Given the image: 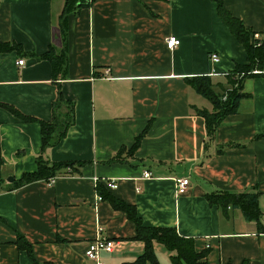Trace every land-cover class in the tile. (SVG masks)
Returning <instances> with one entry per match:
<instances>
[{
	"label": "crops",
	"instance_id": "crops-1",
	"mask_svg": "<svg viewBox=\"0 0 264 264\" xmlns=\"http://www.w3.org/2000/svg\"><path fill=\"white\" fill-rule=\"evenodd\" d=\"M63 1L0 0V40L22 49L0 53V103L38 119L50 118L56 90L48 61L37 57L52 45L63 49L55 27ZM220 1L264 36V0ZM87 3L66 17L59 85L62 97L73 102L74 122L65 136L41 153L38 125L0 106L1 187L33 172L39 155L51 162H84L50 185L43 179L0 190V264H94L83 253L98 226L115 243L98 254L103 264L135 260L143 243L134 238V225L107 199L98 200L97 187L133 205L143 226L174 228L191 238L194 251H206L207 264H264V68L242 80L235 112L208 140L196 111L212 112V105L184 78L212 71L208 77L218 92L229 87L225 73L246 63L215 3ZM169 35L179 39L173 49L165 45ZM210 52L218 62L209 63ZM143 130L137 149L129 152ZM115 155L119 160L111 161ZM144 170L150 176L142 178ZM185 175L189 186L176 195L173 178ZM106 180L116 187L109 189ZM215 191L255 193L257 221L245 218L238 206L209 204L206 195ZM17 235L30 245L33 259L17 247ZM164 252L173 254L153 243L158 264H166L160 259Z\"/></svg>",
	"mask_w": 264,
	"mask_h": 264
},
{
	"label": "trees",
	"instance_id": "trees-1",
	"mask_svg": "<svg viewBox=\"0 0 264 264\" xmlns=\"http://www.w3.org/2000/svg\"><path fill=\"white\" fill-rule=\"evenodd\" d=\"M215 3L216 13L219 19L226 25L230 34L242 46L244 54H246V63L236 66L232 72L225 73V77L229 81V87L220 89L218 92L213 90V84L208 76L185 77L186 83L190 86L196 94H200L212 105V112L205 109H197L196 113L203 118L205 122L206 136L208 140L213 138V131L221 124L222 119L230 113L235 112L238 101L243 96L241 92L242 80L247 77L254 76V71L262 72L264 65V36L253 37L254 31L244 26L241 21L234 18L229 11L223 6L220 0H212ZM87 0H64L60 14L56 18L55 27L57 35L61 42H63V49L56 51L52 46H49L46 52L38 55L37 58L45 59L50 65L51 81L55 85V96L51 102L50 113L51 116L48 120L38 119L30 115L20 113L12 105L0 103V106L7 110L11 115L16 116L22 122H33L40 128V142L41 153L45 149L53 147L58 141L63 138L69 129V126L74 122L73 102L64 99L60 91L59 80L64 76L66 66L65 56V35H66V17L68 14L73 13L80 7L86 6ZM15 50L17 53L22 52L19 44L13 41L0 40V53ZM254 72V73H253ZM241 73V74H240ZM240 75V76H239ZM264 75V73H262ZM135 137L134 143L129 147V152L137 149L141 136ZM205 147V145H204ZM218 151H220L218 149ZM36 168L33 172L23 173L19 179L14 180L4 188L9 190L14 189L28 182L35 180H47L55 178L59 174L71 173L73 164L82 165L84 162L74 163L70 162H51L41 155L36 156ZM206 157V155H205ZM119 160L118 156H114L113 160ZM66 167L69 170H66ZM97 192L101 198L108 200L110 207L113 210H120L126 214L129 221L132 222L135 228L134 238L143 243V251L140 256L130 263L123 264H158L155 253H153V243H161L168 252H171L169 257L171 264H207L205 261L206 251L196 252L193 250V242L191 238H184L179 236L175 229L167 227H148L143 226L140 218L138 217L134 206L126 204L118 198L108 195H103L100 188L97 187ZM256 194L255 193H233L215 191V193L207 194L206 199L209 204H216L221 209L226 206H238L243 215L247 219L257 221L259 212L256 208ZM99 197V198H100ZM15 244L19 249L26 251L28 257L32 258L30 252V245L26 243L22 236L17 235ZM34 264L36 262L34 261ZM240 264H245L241 262Z\"/></svg>",
	"mask_w": 264,
	"mask_h": 264
},
{
	"label": "built area",
	"instance_id": "built-area-1",
	"mask_svg": "<svg viewBox=\"0 0 264 264\" xmlns=\"http://www.w3.org/2000/svg\"><path fill=\"white\" fill-rule=\"evenodd\" d=\"M253 37L257 38L258 35L256 33H253ZM178 43H179V39L177 37H175L173 35H169L166 37L165 45L168 49H173L175 46L178 45ZM218 60H219V56L217 53L210 52L208 54L209 63L214 64V63L218 62ZM17 64L22 65L23 60L22 59L18 60ZM212 74H213V72L210 71V73H208V76H210ZM66 170H69V168L66 167ZM141 176H142V178L148 177V176H150V173L148 171L144 170V171H142ZM53 180H54V178L47 179V184L48 185L52 184ZM173 180H174V193L176 195L185 193L187 187L189 186V182H190L188 175L175 176L173 178ZM105 183L109 189H114L117 185L112 180H106ZM135 191H139V188H136ZM97 198H98V200H100L101 197L99 198L97 196ZM114 246H115V243L112 240L105 237L102 234V227L98 226L96 229L94 237L91 240H89L88 244L86 245L83 255H85V258L87 260L88 259L92 260L94 262V264H103V262L100 260L98 254L102 251L109 252L114 248Z\"/></svg>",
	"mask_w": 264,
	"mask_h": 264
},
{
	"label": "rangeland",
	"instance_id": "rangeland-1",
	"mask_svg": "<svg viewBox=\"0 0 264 264\" xmlns=\"http://www.w3.org/2000/svg\"><path fill=\"white\" fill-rule=\"evenodd\" d=\"M168 252V251H167ZM170 253V252H169ZM160 259L163 260L166 264H169L170 263V260H169V255H167V253L164 252V255H162L160 253Z\"/></svg>",
	"mask_w": 264,
	"mask_h": 264
},
{
	"label": "water",
	"instance_id": "water-1",
	"mask_svg": "<svg viewBox=\"0 0 264 264\" xmlns=\"http://www.w3.org/2000/svg\"><path fill=\"white\" fill-rule=\"evenodd\" d=\"M7 180H8V181H12V178H11V177H8Z\"/></svg>",
	"mask_w": 264,
	"mask_h": 264
}]
</instances>
